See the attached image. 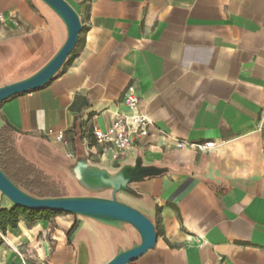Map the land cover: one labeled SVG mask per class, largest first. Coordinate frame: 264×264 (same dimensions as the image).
I'll return each mask as SVG.
<instances>
[{"label":"crops","instance_id":"1","mask_svg":"<svg viewBox=\"0 0 264 264\" xmlns=\"http://www.w3.org/2000/svg\"><path fill=\"white\" fill-rule=\"evenodd\" d=\"M65 1L82 26L74 51L48 84L0 104V127L17 131L16 145H59L75 156L76 121L86 171L133 175L116 199L151 220L156 242L130 264H264V0ZM46 12L54 14L40 0H0V62L45 47ZM129 88L155 135L113 161L87 140L127 113ZM49 129L62 130L67 145ZM210 141L205 152L176 147ZM74 221L19 219L0 232V264H21L16 248L26 264L89 258L75 244L84 220L67 238ZM108 232L113 241L125 234Z\"/></svg>","mask_w":264,"mask_h":264},{"label":"water","instance_id":"2","mask_svg":"<svg viewBox=\"0 0 264 264\" xmlns=\"http://www.w3.org/2000/svg\"><path fill=\"white\" fill-rule=\"evenodd\" d=\"M46 4L62 21L66 29V38L54 56L37 72L29 77L6 84L0 87V102L24 93L41 88L62 67L67 57L75 49L82 26L75 10L65 0H40ZM84 150V158L79 161L75 158V172L84 176L86 180L99 183L111 189L110 198L98 197H59L34 198L17 188L0 170V194L8 199L13 206L30 211H52L79 215L94 221L115 227L118 224H127L133 228L140 238V242L132 248L116 254L106 264H130L148 250L156 242L155 227L151 220L139 211L117 201L116 193L126 187L127 182L133 178L132 174L123 171L114 179L106 173L97 170L86 171L89 155ZM74 172V171H73ZM108 218V219H106ZM129 234V233H128ZM125 233L124 237H128ZM88 256L82 251L79 254L78 264H88Z\"/></svg>","mask_w":264,"mask_h":264},{"label":"rangeland","instance_id":"3","mask_svg":"<svg viewBox=\"0 0 264 264\" xmlns=\"http://www.w3.org/2000/svg\"><path fill=\"white\" fill-rule=\"evenodd\" d=\"M50 25V39L42 49H30L23 54H12L11 57L0 62V87L10 84L26 77L38 69L52 53H56L65 40V28L59 17L54 13L46 12ZM41 66L40 68H42ZM39 68V69H40ZM38 71V70H37ZM35 73V72H34ZM33 73V74H34ZM25 140L18 142V149L33 163L40 168L45 169L51 176L60 182L68 197H93L110 196L111 189L99 183L86 180L78 172H73L75 163L69 158L59 145H50L42 147L38 144L29 143L21 146ZM110 177V176H109ZM5 197L0 194V210L13 207ZM4 206V207H3ZM70 221L84 220L75 244L80 246L87 245L89 255V264H104L112 258L120 249H127L138 243V235L127 224H118L117 229H124L129 233L128 237H122L120 240H109L108 231L115 230V227L104 225L90 218H84L79 215L61 214L57 215ZM56 216V217H57ZM55 217V216H54ZM54 217L51 220L54 221ZM22 219V218H20ZM131 230V233L129 229Z\"/></svg>","mask_w":264,"mask_h":264},{"label":"trees","instance_id":"4","mask_svg":"<svg viewBox=\"0 0 264 264\" xmlns=\"http://www.w3.org/2000/svg\"><path fill=\"white\" fill-rule=\"evenodd\" d=\"M58 72L46 84H48L52 79H54L57 76ZM10 98L0 102V104L6 102ZM71 132L73 133V138L71 139L72 149L75 153L76 158L79 161H81L84 158V150L82 147L83 134L80 125H78L76 121L71 128ZM16 135H17V131L9 124H5L2 127H0L1 172L17 188H19L21 191H23L25 194L31 197L39 198V199L67 197V194L64 191L59 181L54 179L51 176V174H49L45 169L40 168L35 163L30 161L18 149L15 140ZM61 214H66V213H58L52 211L35 212V211L25 210L16 206H13L10 209H1L0 232L4 233L7 228L10 229L16 228L20 218L26 220L27 222H35L41 220H49L51 217ZM78 226H79V221L77 220H75L71 224L66 234L68 239L73 235V233L76 231ZM0 244H1V239H0Z\"/></svg>","mask_w":264,"mask_h":264},{"label":"built area","instance_id":"5","mask_svg":"<svg viewBox=\"0 0 264 264\" xmlns=\"http://www.w3.org/2000/svg\"><path fill=\"white\" fill-rule=\"evenodd\" d=\"M121 104L127 113L116 114L105 131L93 129L89 140H87L90 144L100 147L103 154L109 152L113 161L119 160L120 157L136 147L148 146L149 139L155 135L153 123L140 111L139 98L132 88H129L124 93ZM45 135L57 144L67 145V140L62 130L49 129L45 132ZM176 147L205 152L213 147V142L210 141L203 144L177 142ZM67 156L71 159L75 157L73 153H69ZM14 252L20 259L21 264H26L25 254L17 248L14 249Z\"/></svg>","mask_w":264,"mask_h":264},{"label":"bare ground","instance_id":"6","mask_svg":"<svg viewBox=\"0 0 264 264\" xmlns=\"http://www.w3.org/2000/svg\"><path fill=\"white\" fill-rule=\"evenodd\" d=\"M106 219H108V218H106Z\"/></svg>","mask_w":264,"mask_h":264}]
</instances>
